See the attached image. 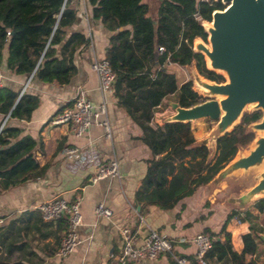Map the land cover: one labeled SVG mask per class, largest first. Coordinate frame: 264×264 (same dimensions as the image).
Returning <instances> with one entry per match:
<instances>
[{
	"label": "trees",
	"instance_id": "obj_1",
	"mask_svg": "<svg viewBox=\"0 0 264 264\" xmlns=\"http://www.w3.org/2000/svg\"><path fill=\"white\" fill-rule=\"evenodd\" d=\"M88 2L92 17L101 18L113 30L104 57L115 72V87L122 81L126 83L124 92L119 94L120 101L132 108L141 128V138L151 151V156L146 158L147 166L141 178L143 190L137 194L138 199L166 202L173 194L190 191L192 183H207L234 156L238 144L253 138V131L244 122L258 118L260 109L243 111V123L217 138L218 152L211 163L207 160L209 148L196 142L190 121L162 118L152 124L151 119L155 107L170 93L183 106L203 99L192 86L191 78L177 80L174 71L164 67L165 62L189 64L193 61L204 76L217 81L224 79L221 73L206 67L202 52L193 49L195 36L206 37L201 20L210 19L211 11L224 4L221 0H160L155 17H151L143 0ZM74 16L75 10L68 0H0V64L26 76L33 72L32 77L41 80L69 81L76 69L74 51L89 40L80 31H73L64 39L65 28ZM159 45L164 49L159 50ZM153 68L156 69L153 71ZM20 90L21 87L0 85V190L40 175L46 167L39 164L36 156V150H42V141L23 132L22 126L9 122L11 117L28 118L38 103L37 93ZM175 159L180 167L173 173ZM171 173L167 184V175ZM151 187L153 190L147 191ZM252 205L263 211L264 196L256 198ZM232 216L248 221V230L241 234V251L232 247L231 233L225 228ZM66 226L65 216L44 219L38 207L10 217L0 223V264H37L42 258H34L36 252L31 245L34 232L52 237L44 246L49 255L55 252ZM203 232L214 235L205 251L209 262L214 258L230 264H245V253H252L258 259L263 250L259 242H264L260 235L264 224L258 222L257 214L249 207L232 208L218 230L205 228ZM249 261L255 264L251 257ZM106 264L147 263L109 260ZM171 264H175L172 258Z\"/></svg>",
	"mask_w": 264,
	"mask_h": 264
},
{
	"label": "crops",
	"instance_id": "obj_2",
	"mask_svg": "<svg viewBox=\"0 0 264 264\" xmlns=\"http://www.w3.org/2000/svg\"><path fill=\"white\" fill-rule=\"evenodd\" d=\"M143 1L148 4V14L155 17L160 0ZM68 3L74 8L75 16L65 28L64 39L73 31H80L89 38L87 43L80 44L74 51L73 62L76 69L69 81L61 83L56 80H41L32 75L29 77L11 72L4 63L0 64L2 84L22 88L26 82L24 89L38 94V103L28 118L11 117L9 122L22 126L23 132L42 141V150H36V156L39 164L46 166L40 175L28 177L0 190V223L15 215L25 214L27 210L51 197L63 196L70 200L76 195L80 196L81 221L76 231L81 240L65 256L55 253L47 255L44 246L46 242H51L52 237L39 235L35 231L31 241L36 252L34 258H42L37 264H106L109 260L117 262L115 254L122 244L121 227L126 225L135 231L139 240L150 228L157 229L175 239L177 251L190 256L194 255L196 249L192 236L205 228L218 230L232 208L249 207L254 213H261L252 205L255 199L243 207L227 202L225 195L235 189L230 188L226 181H221L210 189L206 188V183H192L190 191L173 194L166 202L161 199H138L137 194L143 190L141 178L146 170V158L151 156L150 148L141 138V128L133 116L132 108L120 101L119 94L124 92L126 83L122 81L115 87L113 82L111 88L103 93L91 67L95 58L104 56L113 30L101 18L92 17L88 0H68ZM185 66L186 64L173 62L164 64V67L174 71L179 81L188 78ZM78 87L85 88L93 101L102 97L106 99L107 116L113 130L111 139L105 136L103 128L98 124L92 123L81 135H75L69 123L51 122V116L70 100ZM168 96L170 97L167 98ZM164 100H167V106L170 107L169 101L174 100L173 93L163 97L155 107L152 124L162 118L166 119L173 112L171 107L168 112L163 106ZM1 115L0 113V118ZM191 127L196 140L208 131L198 129V124H191ZM66 145L75 146L78 154L65 152L63 147ZM217 152L216 139L214 149L207 158L210 163L214 161ZM112 156L119 160V176H104L90 182L89 176ZM174 162L176 166L173 173L180 167L178 160L175 159ZM173 173L167 175V184ZM152 190L153 187L147 191ZM98 201H103L111 208L109 217L95 214L94 206ZM225 228L231 233L232 247L241 251V234L248 230V221L232 216ZM250 257L255 261L252 253H245L247 260ZM145 263L171 264V258L162 253ZM210 264L221 263L212 258Z\"/></svg>",
	"mask_w": 264,
	"mask_h": 264
},
{
	"label": "water",
	"instance_id": "obj_3",
	"mask_svg": "<svg viewBox=\"0 0 264 264\" xmlns=\"http://www.w3.org/2000/svg\"><path fill=\"white\" fill-rule=\"evenodd\" d=\"M221 2L223 7L214 8L210 19L201 20L206 37L195 36L193 49L202 52L206 67L224 79L208 78L190 67L195 89L203 99L188 106L170 100L173 112L166 119H213L207 133L196 140L206 144L210 153L216 139L241 118L247 105L250 110L261 109L260 116L247 127L262 132L238 149L206 183L207 189L221 181L243 183L241 189L225 195L227 202L243 207L264 196V0ZM260 235L264 239V234Z\"/></svg>",
	"mask_w": 264,
	"mask_h": 264
},
{
	"label": "built area",
	"instance_id": "obj_4",
	"mask_svg": "<svg viewBox=\"0 0 264 264\" xmlns=\"http://www.w3.org/2000/svg\"><path fill=\"white\" fill-rule=\"evenodd\" d=\"M158 49L163 50L164 47L159 45ZM91 67L97 75L99 89L103 93L109 90L115 80V72L112 70L108 59L104 56L95 58L91 63ZM0 85H2L1 73ZM25 85L26 82L20 92L23 91ZM50 120L53 123H69L70 129L75 135H81L92 123L100 125L106 137L111 139L113 135L112 126L107 116L106 99L102 97L98 101H93L83 87H78L69 103L55 112ZM63 150L69 154H78L75 146L66 145ZM119 174V160L116 156H112L89 176V181L95 182L101 177L119 176ZM79 203V195L70 200L63 196H54L43 200L37 206L44 219H54L60 216L66 218V229L63 231L54 252L58 256L67 255L81 240L76 231V227L81 221ZM94 212L97 216L106 217H109L112 213L111 208L103 201H98L95 204ZM121 234L122 244L115 254V259L119 263H126L127 261L141 263L166 253L174 260L175 264H210L205 256V251L210 247L214 238L211 233L200 231L192 236L191 240L196 245L194 258L177 251L174 246L175 239L154 228H150L140 240L135 231L127 225L121 227Z\"/></svg>",
	"mask_w": 264,
	"mask_h": 264
},
{
	"label": "rangeland",
	"instance_id": "obj_5",
	"mask_svg": "<svg viewBox=\"0 0 264 264\" xmlns=\"http://www.w3.org/2000/svg\"><path fill=\"white\" fill-rule=\"evenodd\" d=\"M190 67H194V68H196L195 67V64H194V62L192 61L191 63H189V64H186V66H185V72H186V74H187V76H188V78H191L192 77V74H191V72H190ZM201 74V73H200ZM201 75H203V74H201ZM204 76V75H203ZM191 80H192V78H191ZM192 86L195 88L196 87V84L192 81ZM172 96V95H171ZM170 96H168L167 98H169ZM163 106L166 108V109H168V112H170L171 111V106L169 107V106H167V100H164L163 101ZM243 111H251L250 110V108H249V106L247 105L245 108H244V110ZM260 111H261V109H260ZM214 122V120L213 119H211V118H208V117H202V118H198V119H195L194 121H192V125L193 126H196V124H198V129H204L205 131L207 130V129H209L210 128V125L212 124ZM243 123V121H241V118L240 119H238V120H236L234 123H233V125L227 130V131H225L224 133H226V132H228V131H230L236 124H239V123ZM244 124H245V126H246V128H248L247 127V123H245L244 122ZM248 129H250V128H248ZM251 131H253V135L255 136L257 133H260V132H262V131H260V130H252V129H250ZM223 133V134H224ZM222 135V134H221ZM253 136V137H254ZM248 142H246L245 144H238L237 145V148H236V150H235V152H234V154L233 155H235V153H236V151L238 150V149H240V148H243V147H245L246 146V144H247ZM229 187L230 188H232V189H235L236 191H238L239 189H241L242 187H243V183H232V184H229ZM234 218H236V216H234ZM257 220H258V222H261V223H263L264 224V210L263 211H261V213H259V212H257ZM261 234H264V232H262ZM262 237V236H261ZM263 239V238H262ZM264 240V239H263ZM259 244H261L262 245V248H263V250L260 252V254H259V258L257 259V258H254L255 259V264H264V242H259ZM244 262H245V264H251V262L249 261V259L247 260V258H244ZM220 263L221 264H230V263H225V262H222V261H220Z\"/></svg>",
	"mask_w": 264,
	"mask_h": 264
}]
</instances>
